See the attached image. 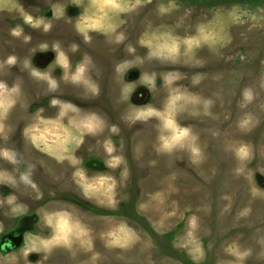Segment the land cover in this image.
<instances>
[{
  "label": "rangeland",
  "instance_id": "obj_1",
  "mask_svg": "<svg viewBox=\"0 0 264 264\" xmlns=\"http://www.w3.org/2000/svg\"><path fill=\"white\" fill-rule=\"evenodd\" d=\"M0 264H264V0H0Z\"/></svg>",
  "mask_w": 264,
  "mask_h": 264
},
{
  "label": "flooded vegetation",
  "instance_id": "obj_2",
  "mask_svg": "<svg viewBox=\"0 0 264 264\" xmlns=\"http://www.w3.org/2000/svg\"><path fill=\"white\" fill-rule=\"evenodd\" d=\"M15 238H7L5 241H4V245L2 246V250H12V249H15L17 247V245H15V243L17 241L13 240Z\"/></svg>",
  "mask_w": 264,
  "mask_h": 264
},
{
  "label": "water",
  "instance_id": "obj_3",
  "mask_svg": "<svg viewBox=\"0 0 264 264\" xmlns=\"http://www.w3.org/2000/svg\"><path fill=\"white\" fill-rule=\"evenodd\" d=\"M13 240H15V241H17V242H21V238H15V239H13Z\"/></svg>",
  "mask_w": 264,
  "mask_h": 264
}]
</instances>
